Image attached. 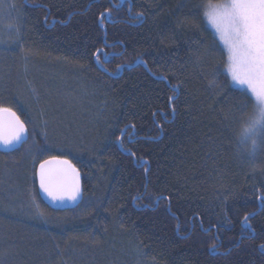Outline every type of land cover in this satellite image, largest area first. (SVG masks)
<instances>
[{"label": "trees", "instance_id": "obj_1", "mask_svg": "<svg viewBox=\"0 0 264 264\" xmlns=\"http://www.w3.org/2000/svg\"><path fill=\"white\" fill-rule=\"evenodd\" d=\"M217 1L0 0V107L29 131L0 153V264H264V136ZM52 157L75 208L38 197Z\"/></svg>", "mask_w": 264, "mask_h": 264}, {"label": "snow or ice", "instance_id": "obj_2", "mask_svg": "<svg viewBox=\"0 0 264 264\" xmlns=\"http://www.w3.org/2000/svg\"><path fill=\"white\" fill-rule=\"evenodd\" d=\"M205 16L227 50L228 72L264 102V0H222L209 3ZM174 99V98H173ZM24 123L0 107V140L24 141ZM39 189L53 202L81 195L80 172L68 159L52 157L39 165Z\"/></svg>", "mask_w": 264, "mask_h": 264}, {"label": "water", "instance_id": "obj_3", "mask_svg": "<svg viewBox=\"0 0 264 264\" xmlns=\"http://www.w3.org/2000/svg\"><path fill=\"white\" fill-rule=\"evenodd\" d=\"M11 111L14 112L16 114V116L21 120V118L18 116V114L15 111H13V110H11ZM24 126L26 129V132H25L26 140H24L22 142L13 140L9 144H5L2 140H0V153L1 154H9V153H12L14 151H17L28 140L29 131H28V128L25 124H24ZM57 158H59V157H57ZM48 159H50V158H48ZM61 159H64V158H61ZM39 165L40 164H38V166L36 167L35 178H36V189H37L38 197L42 201V203L47 207L55 208V209L75 208L78 205V203L81 201L82 196H80L76 201H72L69 198L65 197L63 200H57V201L53 202L50 197H48L45 193H43L42 190L39 189V175H38ZM81 178H82V175L80 173V186H81Z\"/></svg>", "mask_w": 264, "mask_h": 264}, {"label": "rangeland", "instance_id": "obj_4", "mask_svg": "<svg viewBox=\"0 0 264 264\" xmlns=\"http://www.w3.org/2000/svg\"><path fill=\"white\" fill-rule=\"evenodd\" d=\"M219 2H222V0H219L215 3H219ZM207 23H208V21H207ZM208 26L210 27V29L212 30V32L214 33V35L218 39L219 43L221 44V46L225 50L226 56H228L227 50H226L225 46L223 45V43L219 40V37L217 36L215 29L209 23H208ZM227 74L229 76V79H230L232 86L236 89H239V90H242V91L248 93L255 103L256 114H255V117L252 119L251 124L249 125V127H247L246 131L244 132V137L246 138V135H247L248 138H250L249 136L251 134L252 138H253L254 145L256 143L258 145L264 136V102L258 101L254 95H251L249 90L246 88V86H241L232 80L231 75L228 72V58H227ZM61 126H63V128H64V125H61ZM65 130H67V129H65Z\"/></svg>", "mask_w": 264, "mask_h": 264}]
</instances>
